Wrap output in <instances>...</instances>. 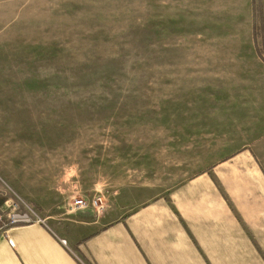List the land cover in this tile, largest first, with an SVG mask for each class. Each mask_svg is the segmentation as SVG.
<instances>
[{"label":"rangeland","instance_id":"rangeland-1","mask_svg":"<svg viewBox=\"0 0 264 264\" xmlns=\"http://www.w3.org/2000/svg\"><path fill=\"white\" fill-rule=\"evenodd\" d=\"M241 99L264 104V0H0V210L102 214Z\"/></svg>","mask_w":264,"mask_h":264},{"label":"crops","instance_id":"crops-1","mask_svg":"<svg viewBox=\"0 0 264 264\" xmlns=\"http://www.w3.org/2000/svg\"><path fill=\"white\" fill-rule=\"evenodd\" d=\"M236 101H220L216 115L200 104L208 109L192 116L191 136L177 126L175 138L191 144L173 158L150 149V178L102 214L48 208L44 222L0 231V264H264V104ZM236 150L254 161L211 157Z\"/></svg>","mask_w":264,"mask_h":264},{"label":"built area","instance_id":"built-area-1","mask_svg":"<svg viewBox=\"0 0 264 264\" xmlns=\"http://www.w3.org/2000/svg\"><path fill=\"white\" fill-rule=\"evenodd\" d=\"M73 203L78 207H85V205H87L86 201L81 197L75 198ZM91 205L96 207L97 210H101L104 206L102 196H94ZM29 222H44V218L34 207L27 204L24 208H18L17 203L14 202L9 209L5 210L4 208H1L0 210V231H4L11 224ZM61 241L65 243L64 238H61Z\"/></svg>","mask_w":264,"mask_h":264}]
</instances>
